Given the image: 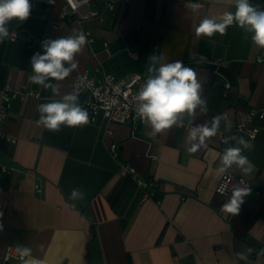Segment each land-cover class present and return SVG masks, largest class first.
<instances>
[{
	"label": "crops",
	"instance_id": "0c3cea01",
	"mask_svg": "<svg viewBox=\"0 0 264 264\" xmlns=\"http://www.w3.org/2000/svg\"><path fill=\"white\" fill-rule=\"evenodd\" d=\"M103 1L90 0L80 10L97 11L99 17L64 21L62 0H31L30 17L10 25L18 37L0 44V91L37 94L12 97L2 122V133L15 141L0 138V165L10 170L0 172V264H22L3 261L8 245L31 248L45 264H244L237 254L249 249V264H264V119L248 122L258 128L253 138L234 129L248 111L264 107V49L235 25L224 35L195 32L204 16L234 12L235 0H191L202 5L195 13L186 7L190 0H117L112 10ZM251 2L264 9V0ZM73 30L90 39L76 56L78 69L63 81H49L58 94L31 83L30 61L42 47L28 39H57ZM153 54L196 70L206 113L185 114L184 126L155 136L141 121L114 124L100 113L87 125H62L58 132L36 124L37 105L71 92L77 73L146 77ZM217 116L226 144L216 135L190 153V128ZM233 136L254 145L244 153L253 172L230 169L251 181L235 216L220 211L231 194L215 191L222 176L219 158L234 146ZM112 144L118 146L115 158ZM120 164L150 185L142 189L132 176H120ZM73 189L76 199H71Z\"/></svg>",
	"mask_w": 264,
	"mask_h": 264
},
{
	"label": "clouds",
	"instance_id": "9594fccd",
	"mask_svg": "<svg viewBox=\"0 0 264 264\" xmlns=\"http://www.w3.org/2000/svg\"><path fill=\"white\" fill-rule=\"evenodd\" d=\"M235 11L225 12L220 16H204L195 25L196 35L212 37L219 33L224 35L230 26H237L243 33L250 34L252 43L258 49H264V9L254 5L251 0H235ZM31 0H0V44L10 36V25L15 20L26 21L32 11ZM192 12H198L202 5L190 2L186 5ZM89 43L83 31L73 30L70 35L57 39L42 41V52H36L31 58L32 74L29 81L50 89L53 94H58L57 85L49 81H63L73 71L78 69L77 54L81 53ZM198 53H192L196 61ZM205 58L199 57L200 61ZM146 79L139 92L135 95V112L141 122L152 129V136L171 129L173 126H184V115L193 116L197 109L201 113L207 112V102L203 98V82L198 78L196 70L186 66L182 60L177 59L166 62L165 57L153 54L149 57ZM67 64V66H66ZM206 80V78H205ZM91 87L90 84L85 85ZM40 114L36 121L49 131L58 132L61 126L76 127L89 123V114L79 103V92L63 95L62 99H55L48 103L37 105ZM222 117L213 118L210 123L192 126L188 133L191 147L190 153H196L207 146L210 138L219 132ZM234 146L223 150L219 158L217 171L222 174V182L216 187V192L224 195L229 191L232 177L230 169L235 166L243 175L253 172L254 165L244 153L251 151L254 145L243 136L230 138ZM231 195L222 205L220 211L227 214L238 215L244 198L251 189L232 187ZM78 192L73 189L71 199H76ZM80 198H83L82 196ZM2 215V214H0ZM0 225V229H2ZM238 253V261L249 264V254ZM16 253L22 264H45L43 260L32 256V249L23 245L16 247Z\"/></svg>",
	"mask_w": 264,
	"mask_h": 264
},
{
	"label": "built area",
	"instance_id": "2783aa9c",
	"mask_svg": "<svg viewBox=\"0 0 264 264\" xmlns=\"http://www.w3.org/2000/svg\"><path fill=\"white\" fill-rule=\"evenodd\" d=\"M63 5L60 9V18L64 19V21H71V19L77 18L87 19L91 17H99V13L94 10H87L85 12H80L81 8L86 7L90 0H62ZM117 0H104V7L108 10L113 9V5ZM124 2H128L129 0H123ZM87 34V33H85ZM18 37L17 31H10L9 40H15ZM42 39H38L35 37H30L28 42L32 46L41 47ZM90 41V39H89ZM131 57H134L135 52H130ZM258 60H261V57H258ZM146 79L140 73H130L124 77H116L113 74L106 73L103 70L100 71L98 75H90L87 72L77 73L72 81L71 92L75 93L79 92V103L85 108L89 114V117H93L94 115L100 113L103 118L109 122L114 124H125V123H134L136 121H141L140 118L136 115L135 107L136 103L134 100L135 95L139 92L142 87L144 80ZM90 84L91 87H86L85 85ZM14 96H19L20 98H24L27 96H37L32 92L28 93H18L9 89V87H5L4 90L0 91L1 103H0V138L14 142L15 140L11 137H7L4 133H2V122L4 121L8 103L10 99ZM257 117L259 119H264V107L260 109H252L248 111L244 117L238 121L234 127L235 130L239 132H243L249 137H255L258 128L249 127L248 122L253 118ZM218 140L222 145L226 144V137L222 131L219 130L217 134ZM109 152L113 156V158L118 156V146L116 144H112L109 147ZM0 172L9 173L10 170L5 166L0 165ZM118 174L120 176L130 175L134 178L137 186L139 188H146L150 185V182L147 180L138 178L136 176V171L126 164H120ZM232 177V182L229 186V191L226 192L223 196H227L231 194L232 187H244L249 188L251 185V181L249 179H244L233 174L231 171L229 173ZM222 182V178L219 179L217 186ZM216 186V187H217ZM216 191V189H215ZM218 193V192H216ZM221 195L220 193H218ZM264 245V244H262ZM264 254V251H262ZM10 259L20 260L18 254L16 253V248L8 245L5 248L3 261L7 262Z\"/></svg>",
	"mask_w": 264,
	"mask_h": 264
}]
</instances>
